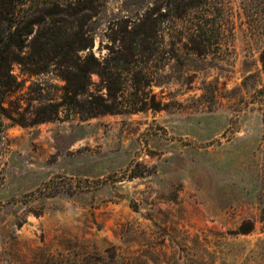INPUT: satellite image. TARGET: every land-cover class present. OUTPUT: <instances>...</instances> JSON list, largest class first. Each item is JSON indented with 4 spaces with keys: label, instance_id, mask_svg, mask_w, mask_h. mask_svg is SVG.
<instances>
[{
    "label": "rangeland",
    "instance_id": "rangeland-1",
    "mask_svg": "<svg viewBox=\"0 0 264 264\" xmlns=\"http://www.w3.org/2000/svg\"><path fill=\"white\" fill-rule=\"evenodd\" d=\"M70 2L54 18L88 46L72 60L111 62L123 92L111 113L63 106L31 123L63 102L62 70L76 67L56 55L33 75L13 65L0 264H264V0ZM199 16L207 47L189 40Z\"/></svg>",
    "mask_w": 264,
    "mask_h": 264
},
{
    "label": "trees",
    "instance_id": "trees-1",
    "mask_svg": "<svg viewBox=\"0 0 264 264\" xmlns=\"http://www.w3.org/2000/svg\"><path fill=\"white\" fill-rule=\"evenodd\" d=\"M66 3L69 9H74V4L80 0H0V131L2 104L4 96L13 89L14 64L26 65V73L37 74L45 68V62L52 55H56L76 67L72 71L67 67L62 70L64 84V100L60 104H48L36 111V119L31 123L53 121L60 117L61 107H69L81 115V118L94 117L104 113H111L118 109L117 93L123 92L122 79L114 75V67L107 60L102 64L97 62L93 54L89 52L84 56L82 64L72 60L77 51L88 48L87 45L75 47L70 43V35L66 30L58 27L54 8ZM182 18V17H181ZM184 18V16H183ZM193 23L189 40L199 41L206 47L211 45L208 35L213 26L211 20L205 16H199ZM137 43L145 41L139 36ZM23 53V54H21ZM90 58L94 61L92 64ZM130 61L126 57L121 58V66L118 69L129 71ZM97 73L103 80L105 95L92 94L89 87L92 84L91 75ZM114 75V76H113ZM82 94H88L85 105L77 100ZM69 114L64 115L67 119ZM136 177V176H132Z\"/></svg>",
    "mask_w": 264,
    "mask_h": 264
}]
</instances>
